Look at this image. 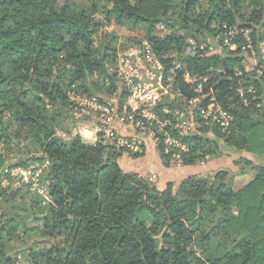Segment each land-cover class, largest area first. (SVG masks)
<instances>
[{
	"label": "trees",
	"instance_id": "trees-1",
	"mask_svg": "<svg viewBox=\"0 0 264 264\" xmlns=\"http://www.w3.org/2000/svg\"><path fill=\"white\" fill-rule=\"evenodd\" d=\"M201 1L92 0L89 10H79L74 0H0V179L7 167L49 160L43 178L61 206L58 233L68 228L63 240L45 241L48 250L24 254L33 264H264V72L246 71L241 50L184 55L188 37L217 43L224 25L259 34L264 0H206L198 12ZM105 21L143 26L158 55L177 53L188 71L207 79L205 90L234 120L222 131L201 119L182 135L192 147L182 164L223 149L253 153L261 161L242 172L251 174L244 185L236 188L225 168L159 188L123 169L124 148L56 134L72 117L70 90L101 99L119 92L123 101L107 66L110 45L95 41ZM184 72L178 70L175 88L191 98L195 85ZM250 84L256 93L241 103L237 88ZM160 107L182 109L181 99L166 98ZM170 155L163 156L167 167ZM26 192L32 193L24 185L13 195L0 189V264L16 262L7 248L22 224L16 198Z\"/></svg>",
	"mask_w": 264,
	"mask_h": 264
},
{
	"label": "built area",
	"instance_id": "built-area-1",
	"mask_svg": "<svg viewBox=\"0 0 264 264\" xmlns=\"http://www.w3.org/2000/svg\"><path fill=\"white\" fill-rule=\"evenodd\" d=\"M217 40V43L206 44L197 43L192 37H188L184 55L195 56L198 49L208 50L211 54L224 50H241L246 59L244 62L246 71L257 75L263 74V29L254 35L253 29L249 27L224 25ZM129 56L121 54L117 59L118 65L109 68L110 72L116 73L124 91L121 103L118 95L101 99L80 91L79 93L75 89L69 91L70 102L75 107L73 115L88 113L99 117L100 123L90 131L101 133L104 136V143L117 145L126 151L140 152L142 141L138 140L136 135L119 134L120 128L128 123V126L134 125L139 130L137 135L146 130L155 141H161L167 153L174 151L187 153L192 151L191 144L184 141L181 136L195 130L201 119L206 123L218 125L222 131L230 127L234 120L233 115L220 104L212 89L205 90L206 78L196 77L188 71L179 54L158 55L146 40L140 51L131 50ZM132 59L136 63L135 66ZM166 59H173L174 62L165 65ZM182 69L185 71V82L195 85V95L191 98L183 96L175 88L178 70ZM238 72L241 73L239 70ZM237 91L240 102L245 104L248 103L247 95L256 93L253 84L246 87L239 85ZM177 97L181 99L182 109L160 107L166 98ZM80 133L82 134L81 131ZM143 142L145 143V140ZM49 165V160H44L31 161L25 166L7 167L0 179V189L8 188L12 181H15L16 187L24 185L34 194H44L46 187L42 181Z\"/></svg>",
	"mask_w": 264,
	"mask_h": 264
},
{
	"label": "rangeland",
	"instance_id": "rangeland-1",
	"mask_svg": "<svg viewBox=\"0 0 264 264\" xmlns=\"http://www.w3.org/2000/svg\"><path fill=\"white\" fill-rule=\"evenodd\" d=\"M74 1L76 4L75 7L79 10H89L91 7L92 0ZM199 5H201V7H198ZM207 5L208 1L203 0L195 7L199 12ZM95 41L96 44L101 47H105L106 44L110 45V49L107 52L108 60H110V62L107 66L108 68L115 67L118 65L117 59L121 54L130 57L129 55L131 50L140 51L146 41L145 28L143 26L131 27L129 24H119L116 21H112L111 23L105 21L103 25L97 30L95 34ZM133 63L135 66L136 63L134 60ZM165 65H169L168 59H166ZM100 81H103L102 77H100ZM108 95L119 96V92H113ZM69 103V109L72 117L66 121L64 128H56V134L64 139H70L72 137L79 136L91 142L109 145L108 143H104V136L101 133L95 132L93 130L92 133L90 131L100 123L99 117L88 113H81L78 114V116H75L73 115L75 107L71 104V102ZM130 127H132V129ZM86 132L88 134H85ZM138 132L139 130H137L134 125L128 126V123H126V126L120 128L119 134L136 135L138 140L142 141V146L140 152L126 151V149H124V152L121 153L120 157L118 158V162L122 165L125 171L138 173L154 182L159 188L166 187L170 181L174 182L176 185H179L189 175L203 176L215 173L225 168H229L231 170V176L234 180V185L236 188H239L244 185L251 177L250 173L242 172L244 170H249L252 163L258 164L261 161L259 159H254L249 163L246 161L250 159L247 154H245L246 159L244 158L245 160L243 161L242 158L244 156H240L242 154H237L230 151L229 149H223L222 153L215 152L207 155L204 157V159L194 165H184L182 164V160L185 158L183 155L184 153H177L174 151L171 153L180 154V156L177 157L173 154L170 155L167 153L166 149L163 148V143L161 141H155V138H153L151 134H147L146 130L137 135ZM143 140H145V143ZM115 147H117V145ZM15 150L18 151L19 149L17 148ZM148 151H154L155 154H157L159 163L161 165L163 164L166 169L170 168L171 172L168 174L158 169L155 170L156 166L154 171H147L145 170V167L141 168L142 165L140 164H136L135 168H133V165L130 163L132 161L137 163L138 160L145 159ZM164 155H170L171 160L174 161L169 167L164 165ZM12 156L13 155H10L11 159L14 158ZM14 183L15 181H12V184L7 188L8 191H13L16 188H11ZM42 183L46 187L44 194L36 193L35 195L39 196H34V193L29 194L27 191V194H24L25 197H21L20 195L16 198L20 207V209L17 210L19 215L18 217L19 219H22V224L19 226L13 239L10 240L7 248L8 253L16 259L15 264H33L31 260L26 259L24 256L25 253L30 252V248H34L35 250L40 248L43 251H46L50 248V246L49 244H46L45 241H48V239L51 237H56L57 235L59 237L58 240L61 241L68 235V228H65L61 233H58V227L61 225V206L55 201V194L52 196L50 187L44 178ZM42 250L40 251L43 252Z\"/></svg>",
	"mask_w": 264,
	"mask_h": 264
},
{
	"label": "crops",
	"instance_id": "crops-1",
	"mask_svg": "<svg viewBox=\"0 0 264 264\" xmlns=\"http://www.w3.org/2000/svg\"><path fill=\"white\" fill-rule=\"evenodd\" d=\"M84 132V131H83ZM91 133V132H90ZM93 133V132H92ZM85 134H88L87 132L85 133ZM245 154H247V156L248 157H250V159L251 160H254V159H257L256 157H255V155L253 154V153H250V152H244L243 154H242V156H246ZM241 156V155H240ZM154 161H157V162H154ZM135 161H132L130 164H132L133 165V168H135V166H136V164H140V165H142L141 166V168L143 167H145V170H147V171H154V169H155V166H156V169L155 170H161V171H164V172H166V173H170L171 171H170V168L169 169H166L164 166H163V164L161 165L160 163H159V161H158V157H157V154H155V152L154 151H148V153H147V155H146V157H145V159H142V160H138L137 161V163H134ZM160 165H159V164ZM165 169V170H164Z\"/></svg>",
	"mask_w": 264,
	"mask_h": 264
},
{
	"label": "water",
	"instance_id": "water-1",
	"mask_svg": "<svg viewBox=\"0 0 264 264\" xmlns=\"http://www.w3.org/2000/svg\"><path fill=\"white\" fill-rule=\"evenodd\" d=\"M11 194H12V195H13V194H15V189L12 191V193H11Z\"/></svg>",
	"mask_w": 264,
	"mask_h": 264
}]
</instances>
